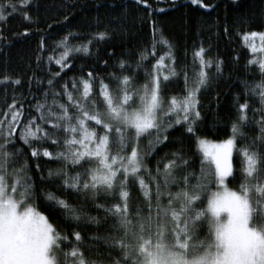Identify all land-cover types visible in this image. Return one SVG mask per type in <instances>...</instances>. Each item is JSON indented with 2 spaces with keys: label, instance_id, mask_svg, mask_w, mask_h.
Listing matches in <instances>:
<instances>
[{
  "label": "snow or ice",
  "instance_id": "snow-or-ice-1",
  "mask_svg": "<svg viewBox=\"0 0 264 264\" xmlns=\"http://www.w3.org/2000/svg\"><path fill=\"white\" fill-rule=\"evenodd\" d=\"M29 2L20 0L18 8L14 0H0V21L7 20L5 13L24 14ZM191 2L205 6L202 0ZM156 33L154 29L151 51L141 53L137 69L156 56L158 45L167 52L145 68L143 85L136 86L135 72L123 74L130 65L120 61L121 74H110L118 82L115 89L100 79L95 90L97 78L89 72L87 78L73 79L71 88L61 85L60 92L50 79V89L34 106L37 115L25 117L22 106L9 105L4 115L11 118L0 120V264H264V32L243 35L249 50L260 54L249 60L258 68L259 81H242L246 99L237 104L226 140L196 137L202 154L198 172L182 149L173 151L163 167L157 161L155 172L147 157L166 144L170 129L178 125L196 135L202 118L199 94L211 78L207 70L215 66L219 73L221 64L206 59L203 47L195 50L191 87L185 70L184 94L166 98L168 82L181 73L171 43ZM106 36L97 34L99 40ZM67 40L61 45L66 47ZM70 51L88 54L89 49L66 48L56 60L61 69L68 67L64 61ZM9 79L5 76L0 83ZM249 98L259 104L251 107V114ZM246 129H254L255 135L249 137ZM17 139L28 145L32 158L42 154L58 162L42 179L65 196L91 202L98 215L55 192L37 193L29 161L20 162L24 154L15 147ZM238 140L243 141L239 147ZM49 142L56 150L41 151ZM234 151L241 157L239 187L230 189L228 184L236 180ZM137 186L139 197L133 203L131 189ZM40 195L76 229L95 225L96 231L87 242L79 230L71 238L60 232L33 203Z\"/></svg>",
  "mask_w": 264,
  "mask_h": 264
},
{
  "label": "trees",
  "instance_id": "trees-1",
  "mask_svg": "<svg viewBox=\"0 0 264 264\" xmlns=\"http://www.w3.org/2000/svg\"><path fill=\"white\" fill-rule=\"evenodd\" d=\"M14 2L18 8L21 7L20 0ZM202 4L205 6L192 4L191 0H30L22 9L29 19H25L20 11L11 15L5 13L7 20L0 21V80L5 76L10 79L7 83H0V120L7 122L11 118L4 114L13 103L17 108L22 106L25 117L37 115L34 106L37 100L44 99L43 93L50 89V79L53 80L54 90L60 92L61 85L67 83L71 88L73 79L79 81L80 77L87 78V74L92 72L97 78L95 90H98L100 79L115 89L118 82L112 80L110 74H121L120 61L130 65L123 74L135 72L136 86L143 85L145 68L150 69L155 60L167 52L166 48L158 45L156 56L150 55L137 69L141 53L145 49L151 51L153 30L156 29L157 37L162 33L171 43L175 67L181 73L168 82L164 89L166 98L184 94L185 70L191 87L195 50L203 47L206 59H211L214 65L216 62L221 64L219 73L215 66L207 70L211 78L209 85L199 94L202 118L196 135L187 133L178 125L170 129L166 144L147 157L148 167L155 172L157 161L163 167L173 151L182 149L198 172L202 154L197 152L196 137L211 141L226 140L231 134V122L236 118L237 104L246 99L242 81L249 84L259 81L257 66L249 65L253 54L246 46L243 35L253 31L264 32V0H202ZM100 32L107 33L104 40L97 38ZM69 33L72 35L69 36ZM66 36L65 47L61 41ZM85 45L89 49L88 54L70 51L64 61L68 67L61 69V65L56 63L63 49L72 50ZM57 72L58 76L55 75ZM15 80L20 83H13ZM249 102L251 114V107H259V104L254 98H249ZM16 131L18 134L19 126ZM246 131L249 137L255 135L254 129ZM147 143L146 139L143 140L141 148H145ZM242 143L238 140L237 146ZM15 147L22 149L24 154L20 162L23 163L25 158L29 161L37 193L55 192L70 203L84 204L90 215H98L91 202L78 201L74 195L65 196L54 184L42 179L48 176L49 169L59 166L57 161L42 154L32 158L28 145L18 139ZM40 147L41 151L44 147L53 152L56 150L50 142ZM232 159L236 180L228 187L236 189L239 187L241 157L234 151ZM131 191L135 203L139 197L138 186ZM33 203L60 232L70 238L74 230H79L87 242L96 231L95 225H82L76 229L60 211L49 207L43 195ZM95 251L96 247H92V253ZM85 253L90 254L87 244Z\"/></svg>",
  "mask_w": 264,
  "mask_h": 264
},
{
  "label": "rangeland",
  "instance_id": "rangeland-1",
  "mask_svg": "<svg viewBox=\"0 0 264 264\" xmlns=\"http://www.w3.org/2000/svg\"><path fill=\"white\" fill-rule=\"evenodd\" d=\"M259 40L257 39L256 40V44L259 46ZM65 50L66 49H63V51L57 56V60L58 59H61V57H62V54L65 52ZM253 54V53H252ZM257 56V57H259L260 56V54L259 53H256V54H253V56ZM166 62H167V60H166ZM207 141H211V140H207ZM211 142H215V143H220V142H223V141H211ZM213 190H215V186L213 185Z\"/></svg>",
  "mask_w": 264,
  "mask_h": 264
}]
</instances>
